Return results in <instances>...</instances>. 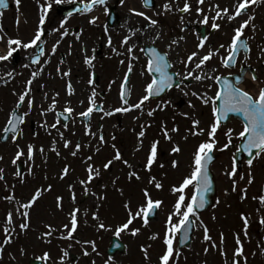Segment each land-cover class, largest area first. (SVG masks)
<instances>
[{
    "label": "snow or ice",
    "instance_id": "obj_1",
    "mask_svg": "<svg viewBox=\"0 0 264 264\" xmlns=\"http://www.w3.org/2000/svg\"><path fill=\"white\" fill-rule=\"evenodd\" d=\"M14 3L16 11L20 12L22 0H14ZM66 3H77V0H37L38 14L36 28L32 37L27 41H24L20 36H8L3 29L2 20H0V44L4 45V48L0 49V68L6 69L0 73V83L7 85L15 80L17 73L14 68L8 69L7 64L12 62L14 54L18 53L20 49L25 51L29 49L34 50L32 53H29L30 62L25 63L23 67L31 69L32 66H38L35 70L31 71L30 78L26 81L25 87L22 90L17 91L15 88L12 89V94L16 96V101L7 115L4 127L0 130V139L11 142L15 146L11 164L15 168L13 175L16 182L19 184L26 183L25 175L21 171V165L25 163L28 164V175L32 177L36 176L37 157L44 164H47L48 153L51 152L55 153L57 157H63L66 160L67 156H63L60 145H62L64 150H67L68 156L80 159L85 171L83 178H77L74 182L71 179L68 181L67 188L72 205L70 209H65L63 195L56 194L54 197L56 210L64 214L67 222L62 223L59 228L46 223L44 226L46 230L40 233L38 239L51 244L52 238H57L69 242L67 249L79 245L83 256L87 257L92 253L100 255L96 242L94 240L81 239L80 235L84 227H92L97 232L112 230L111 226L101 219L99 213L103 203L107 200L109 183L113 189L123 195V188L118 185L120 177L111 174L116 162H121L129 169L126 174L129 182H143L145 176L141 174L142 170L148 174V185L153 186L157 190H163L164 183L162 179L158 178L156 169L164 170L166 167H170L172 170H178L181 167V156L184 152V147L176 139V136H179L180 140L184 141L185 144L190 141V137H204V139L195 145L194 151L191 153V162L188 164L189 173L183 177L181 182L173 184L170 188V192L175 196V202L166 218V231L163 237L165 250L158 257L159 264H178V259L181 255L178 246L179 244L188 243L193 230L197 226L203 228V241L206 245L204 248L205 254L210 250H216L223 257L224 264H248V255L245 253V246L241 241L240 235L238 233L235 235L236 247L234 248L231 260H229L224 247V233H220L219 244H217L210 235V229L201 219V216L202 210L208 206V195L213 191V177L210 174V166L213 164L215 159L214 153L216 151L223 153L235 147V152L231 156V164L223 172V175L230 181V191L229 189H225L224 194L228 196L231 193H238L241 200L248 198L249 188L255 181L253 172L254 161L264 160V81L256 73L250 74L251 80L258 86L255 93H253L242 86L246 79V74L234 76L231 72H229L228 76L217 74L219 71L218 66H210V62L216 58L225 69H233L239 62L242 52L245 54L244 62H247L252 51L249 41L255 40L256 32V25L253 23L256 17L252 9L253 6L264 4V0H232L231 5L226 7H221L218 0L215 3L211 2V0H196L197 6L195 8H193L190 0H182V4L181 0H166L159 11L153 7V0H142L143 7L153 11L155 16L179 13L180 20L183 23L186 14L195 13L197 17L196 23L208 26L214 32L222 31L227 26L232 29L233 34L230 41L226 44L221 43L218 47H206L209 36L200 33L198 34L199 43L196 45L197 50L192 51L186 58H181L179 55L180 41L185 40V37L181 36L178 40H171L167 45L168 51L161 52L154 46L163 36L162 28L159 27V20L148 15L147 11L138 10L136 7L130 8L129 12L136 17H141L145 23L141 27L129 28L130 34L122 38L119 48L114 45L112 36H107L108 48L111 49L112 54L116 57L123 56L124 59H120L119 64L126 65V71L122 77L118 93L120 106L106 110L102 104L97 103L99 94L93 87L90 95L87 97L88 107L84 111L76 113L75 117L73 113L76 110L71 106V100L66 101L62 110H57L59 92L54 93L47 107H44L42 103H38L35 96L36 87L34 82L43 74L45 64L50 63L51 57L55 56L60 45L69 36H72L74 39L73 42L68 44L67 55H72L73 44L79 43L81 51L84 53V64L89 68L94 67L93 62L96 56L95 54L88 55V49L85 41L82 39L83 29L73 31L68 26L69 19L75 13L89 15L98 8H103L105 14L110 15V9L108 0H78L80 6L75 8V13L69 12L66 17L60 20L58 26L51 27L50 29L47 28L46 25L49 23L50 13L53 12L54 6ZM118 3L123 6L126 0H118ZM8 8L9 0H0V10ZM3 14V11H0V18L3 17ZM98 20L99 16L89 15L88 23L98 26ZM20 22V18L17 16L16 23L18 27ZM246 30L251 32L252 35L248 36ZM104 31L108 33L109 29L107 25L104 26ZM51 35H56L58 38L53 43L50 54H48L45 51V45L47 44L46 37ZM142 36H147L153 45L150 48V56L146 61V66L140 69V75L144 76L147 74L149 79L143 88L144 94L136 102H131L130 77L134 71V62L139 60V57L135 55V50L137 48L141 52L148 50L147 46L141 45ZM120 48H123L124 51H120ZM94 52L95 49H93ZM172 53L175 54L176 63L183 65L182 70L171 71L174 68L173 62L170 59V54ZM42 58H45L43 63ZM259 58L264 59V46H261ZM63 63H65V59L61 57L56 69L57 74L61 78L71 75V69L65 71L60 67ZM229 77L232 78L230 79ZM185 81H194L198 87L185 91L188 88ZM95 82L93 74L87 83L91 86ZM112 83H115V81ZM173 86L183 92L184 96L190 95L200 101L202 105L210 106L213 116V121L210 125L206 128L201 127V120L196 118L195 111L192 113L183 112L181 115L185 119H191V126L184 133H181L178 124L169 127L167 122L162 120L160 122L159 134L157 138L150 142L142 165H134L133 162L125 158L116 143H111L110 145L113 149L111 158L97 165L96 157L104 150L105 146H108L109 141L104 135L103 125L98 126L97 131H93L92 119L94 113H102L100 116L101 120L116 114L126 115L129 113H137L132 117L134 120H140L145 115L152 118L148 122L139 124V131L136 132V146L133 153L135 155V153L144 150L147 132L153 126L152 121L155 119L156 113L164 112L172 105V100L164 99L162 94L166 91H171ZM44 87L45 85H40L41 89ZM213 87L216 90L210 95L209 91ZM110 88L111 84L109 85ZM201 88L204 90L201 91ZM67 95H75V88L71 82L67 84ZM43 99L49 100L47 92H44ZM156 99L159 102L152 107L151 102ZM79 103L83 105L84 101L81 100ZM25 104L27 108L22 111ZM188 107L195 110L196 104L189 100ZM34 109L38 110L39 115L43 118L39 126L51 137L47 151L44 145L38 146L34 143H22L25 136L24 126ZM49 113H54V122L51 124H49L47 119ZM232 113L239 114L243 118L242 130L235 137L233 135L234 129L227 128L225 123L229 121V115ZM76 117L83 118L81 122L84 123V136L73 141L65 135L66 131H70L69 123H62V120L75 122ZM53 131H55V135H53ZM72 135H75V132H72ZM220 136L225 137L226 142L221 147H218ZM234 138L239 139L241 143L234 145ZM116 139L115 135L111 136L112 141ZM162 140L171 145L170 154L172 159L166 162H162L160 158L159 147ZM239 152L247 154V173H244L239 168L238 157L236 155ZM3 160L4 157L0 155V161ZM71 171H74V169H71V165L65 164L58 174V180L64 181L66 178H70ZM106 174L109 183H103ZM167 175L168 173L165 171L164 178H167ZM6 176L5 167H0V182H3L4 187L8 190L3 198L12 205V208L6 213V220L3 222L2 231L4 239L0 242V261L4 259L6 247L12 245L22 233L27 234L32 229L31 215L34 206H37L38 201L54 190V185L49 183L35 188L33 194L27 200L17 199L14 193L16 184H10ZM44 179H48L47 175H45ZM241 182L244 183L241 184ZM77 185L80 186L79 190L84 198L93 200L94 207H82L83 201L78 198ZM98 187L103 188L104 191H95ZM188 190H191L190 196L188 195ZM142 193L144 202L138 204L135 209L132 207L131 199L123 204L127 216L125 222L115 228L114 234L117 237L126 232L132 237L139 235L141 227H134V222L140 220L143 227H149V218L156 215L157 210L164 205L162 199L153 198L149 187H143ZM251 199L257 203L255 211L260 214L259 223L264 225V195L258 192ZM215 203L218 205L219 200H216ZM89 215H91V221L94 222L92 224L89 222ZM17 219L19 220L18 224ZM213 219H215V216H213ZM241 220L243 221L244 236L248 238L251 215L242 213ZM17 228L19 231H17ZM149 239H159V233H153L149 236ZM115 246L117 248L121 247L120 244H116ZM150 247L151 245L141 246L144 258L149 261V264L151 261L149 255ZM89 248L91 251H89ZM67 249H61L58 261L53 259L49 250H45L42 254L34 255L32 264H66L69 258V251ZM260 249L261 254L264 255V242H261ZM19 251L21 256L27 255L25 248L21 247ZM252 255L255 256V253L253 252ZM11 259L16 260V256L13 255ZM111 259L109 257L106 264H110ZM91 264H96L95 259L91 261Z\"/></svg>",
    "mask_w": 264,
    "mask_h": 264
},
{
    "label": "rangeland",
    "instance_id": "obj_2",
    "mask_svg": "<svg viewBox=\"0 0 264 264\" xmlns=\"http://www.w3.org/2000/svg\"><path fill=\"white\" fill-rule=\"evenodd\" d=\"M78 1V0H77ZM130 1L134 0H126V6H129ZM232 0H223L222 3L226 6L231 5ZM129 4V5H127ZM103 10V9H102ZM252 11L255 14V21L253 22L256 25L255 32V40H250L249 43L251 45L252 51L250 54V58L247 62H244V57L241 55L239 62L236 64L233 70L225 69L222 65L219 64V61L214 58L210 62L211 65H216L219 68L217 74L229 75V72L232 74L238 73L239 68L244 63L245 66H250L255 73L260 77L262 81H264V59H260V49L261 46H264V4L259 6H253ZM3 17L0 18L2 20L3 29L7 33L8 36L17 37L20 36L24 41L29 40L36 28V20L38 14V4L37 0H22L20 5V12L16 11L14 0H9V8L3 12ZM127 13L130 14L129 9ZM89 15H97L98 11L94 10L92 14ZM89 15H80L75 18L69 19V25H78L80 29H83V37L82 39L85 41V45L88 49V55H93L97 51L99 44L105 45L106 37L105 33L102 32L103 26L101 25L97 28L101 22L97 21L98 26H93L88 23ZM148 15H151L150 13ZM19 16L20 24L19 27L16 23V18ZM55 12L50 13V19L47 28L58 26L59 21H54ZM154 19H158L160 22L159 27L162 30H170L172 27L175 29L176 39H180L181 36L185 37V40L180 41V45L182 47V57L184 58L187 53H191L192 51H196L197 48L195 44L197 39L194 40L191 35L187 37L189 34L185 32V34L181 31V27L184 22L176 21L174 18H164L162 17H153ZM61 20V19H60ZM161 20V21H160ZM27 21V22H25ZM145 23V22H143ZM142 23V24H143ZM235 23V22H234ZM127 23L124 22L114 33V31H109L108 34L112 36L115 34L113 42L116 39L122 38L126 35L125 25ZM226 33V34H225ZM118 34V35H117ZM232 29L230 27L225 26L222 31H215L212 35V38L206 43V47H218L221 43H228L232 36ZM246 34L251 36L252 33L246 30ZM147 37V36H146ZM47 44L45 45L46 53L50 54L51 47L55 40L58 38L56 35L47 36ZM148 38V37H147ZM74 38L70 36L65 38L64 42L58 48L55 56L51 57L50 63L45 64V71L41 74L37 81L34 82L36 87V100L38 103H42L44 107H47L51 102V97L54 93L59 92V97H57L59 104L57 105V110L60 111L66 104V101L71 100V106L76 110L73 113V116H76V113L84 111L88 107L87 97L91 93V89L94 85H88L87 81L91 78L90 75L92 72L97 73L100 78V85L98 87H94L99 93L100 91H104L105 95L103 98H97V103L102 104L106 110L112 109L114 107L120 106V101L118 99L119 86L118 81L120 76L125 72L126 65L120 67L119 61L120 59H124L123 56L118 57V60H113L114 64L111 69H106L104 61L103 67L101 63L94 60V67L89 68L84 64V53L81 51V45L79 43L73 44V54L67 55L68 52V44L73 42ZM166 41V39H165ZM167 42V41H166ZM118 43V41H116ZM160 43V40H158ZM169 44V42H167ZM4 45L0 44V49H3ZM49 51H47V49ZM93 49L95 52L93 53ZM34 50L29 49L27 51L20 49L19 56L20 62L16 66H12L11 63L7 64V68H14L17 73L15 80L11 81L9 84L4 85L0 83V130L4 127L6 123L7 115L10 109L14 106L16 101V96L12 94V89L15 88L17 91L22 90L25 87L26 81L30 78L31 71L35 70L38 66H32V68H25L23 65L25 63L30 62L29 53H32ZM120 51H124L121 49ZM180 51V49H179ZM61 55L65 57V63L60 65V67L67 71L71 69V75L68 77L61 78L60 75L57 74V65L61 58ZM135 55L139 57V60L134 62V71L131 75L130 79V88L132 90L131 102H136L140 96H142L143 88L146 86L147 77L140 75L141 65H144L141 61V53L135 51ZM226 55V53H225ZM45 58H42V63ZM7 63V62H5ZM118 63V64H116ZM242 63V64H241ZM176 70H182L183 66H178L175 62ZM6 69L0 68V73L5 71ZM249 78V76L247 75ZM115 81V83H112ZM71 82L72 86L75 88V95L68 96L67 95V84ZM43 84L45 87L43 89L40 88V85ZM111 84V88L109 89V85ZM246 90H249L253 93L257 90V85L255 82H250L246 80L242 85ZM193 87H198L196 82L189 81L188 88L185 91H190ZM201 91L204 89L201 88ZM216 90L213 87L209 94L211 95ZM44 92H47L49 95V100H44L43 95ZM164 99H171L172 105L168 107V109L164 112H157L155 119L152 121L153 126L148 129L147 137L145 139L144 150L142 152L134 153V148L136 146V132L139 131V124L143 122H148L152 120V118L147 117L146 115L141 117L140 120H134L132 117L137 113H129L126 115L118 114L116 117H105L103 120L100 119L102 113H94L92 119V128L93 131L98 130V126L103 125V132L106 139L109 141L108 146L104 147V150L96 157L97 165H100L102 162H106L107 159L111 158L113 155V149L110 147L111 143H116L117 147L120 148L122 154L125 158L129 159L133 162L134 165H142L145 156L147 154V149L150 142L157 138L159 134L160 122L166 121L168 126L171 127L174 124H178L181 130V133H184L187 128L191 126V119H185L181 113L189 112L192 113L195 111L196 118L201 120V127H207L213 121V116L211 112L210 106H205L200 103L195 97L192 96H184L183 92L179 89H174L171 91ZM181 99L184 103L182 107L176 106V103ZM83 100L84 104H80L79 101ZM191 100L196 104L195 110L188 107V101ZM157 102H151V106L154 107ZM27 105L25 104L24 109L26 110ZM175 117V119H173ZM77 118V117H76ZM119 118L120 124H117V119ZM42 117L39 115L38 110L34 109L32 114L27 118V123L25 124V136L22 143H34L36 145H44L47 151L49 143L51 141V137L47 135L43 128H41L40 122L42 121ZM49 124L54 122V113H49L48 117ZM32 121L35 125V133L34 136H31L29 130V122ZM227 128L234 129V137L240 131V125L237 122H231L226 125ZM70 131H66L65 135L69 139L76 141L77 139L84 136V124L82 122H78L75 119V122L69 123ZM135 129V131H133ZM72 132H75V135H72ZM55 131H53V135H55ZM115 135L117 139L115 141L111 140V136ZM175 135V134H174ZM219 135V133H218ZM85 139H87L85 137ZM176 139L181 143L184 147V152L181 156V167L178 170H172L170 167H166V169H156V174L159 179L163 180L164 188L163 190H157L153 186L147 184V176L146 172L141 170V174L145 176V180L143 182L133 181L129 182L127 180V172L129 169L124 166L121 162H116L115 166L112 169L113 176H119L120 180L118 181V185L123 188V195L120 192L113 189L111 184L107 179V174L105 175V179L103 183H109V187L107 189V200L103 203V206L100 208V217L101 219L108 225L111 226L110 231H100L97 232L92 227H84L82 234L80 235L81 239L85 240H94L97 244V250L100 255L96 253H92L90 256H83L82 250L79 245H75L71 249H67L68 241H62L57 238H52V243L47 244L44 241L38 239V236L42 231H45V224L50 223L54 227H60L62 223H66L67 220L63 213H60L55 208L54 197L56 194H61L64 197V207L66 210L72 207L69 199V191L67 188V184L69 179L73 182L77 178H83L85 176L84 166L81 163L79 158H72L68 156L67 150H64L62 145L61 151L63 156H67L65 160L63 157H57L55 153H48V161L47 164H44L42 160L37 157L36 158V176H29L27 173L28 164L25 163L24 175L26 179V183L19 184L16 182V179L13 175L15 168L11 164V159L13 157L15 146L11 142H6L5 144L0 143V155L4 157L3 161H0V167H5L6 169V178L10 184L15 183L16 187L14 190L15 196L17 199L27 200L33 194L35 188L41 185H47L49 183L54 185V190L51 193H48L46 197L42 200L38 201V205L34 206L32 215H31V224L32 229L27 234H21L16 241L7 246L4 252V259L0 261V264H28V260L33 258L34 255L42 254L43 251L49 250L54 260L58 261L59 256L61 255V249H67L73 255L78 257V263L76 264H91V261L95 259L96 264H106L108 261V257L106 256V249L110 245V237H117L115 233V228L118 227L121 223L125 222L127 212L123 207V204L131 199L132 207L135 209L138 204L144 202V197L142 193L143 187H149L151 195L154 199H162L164 201V205L157 210L156 219L154 221H149V227L145 228L142 226V221L137 220L134 222V227H141V233L136 237H132L128 232L122 233L119 237V241L123 243L125 246L124 254L117 253L112 257L110 264H149V261L144 258V253L141 250V246H149V255L151 257L150 264H159L158 257L165 250V245L163 243V237L166 231V218L168 213L172 210V205L175 202V196L170 192V188L173 184H178L182 181L183 177L187 175L190 171L188 168V164L191 162V153L194 151L195 145L204 137L192 138L190 137V141L185 144L184 141L180 140L179 136H176ZM237 140L234 138L233 144L236 145ZM226 142V138L220 136L218 147H221ZM171 145L163 141L159 147L160 158L162 162H166L172 159L170 154ZM87 151V150H86ZM235 151V147L226 150L221 153L216 151L214 154L217 155V160L211 166V171L214 175V181L216 185V196L213 200V204L211 208L202 214L201 219L204 221L206 225H208L210 229V235L219 244L220 233L223 232L225 236V249L228 254L229 260H231L235 244V235L238 233L240 235L241 241L245 246V253L248 255V264H264V255L261 254L260 244L264 242V225L259 223V215L255 208L257 207V203L251 199V197L260 193L264 195V160L254 161L253 164V172L255 175V181L253 185L249 188L248 198L245 200H241L239 198L238 193H231L228 196H225V189H229L230 191V181L223 175V172L226 168H228L231 164V156ZM23 159V158H22ZM65 164H70L71 169L74 171L70 172V178H66L64 181L58 180V174L61 168ZM241 170L244 173H247L248 166L245 162H242ZM167 171V178H164V172ZM47 175L48 179L45 180L44 177ZM244 182H241L243 184ZM260 187L263 188V192L260 191ZM80 186L77 185V195L78 198L82 199L83 195L80 192ZM8 190L4 187L3 182H0V242L4 239V234L2 231L3 222L6 220V213L12 208V205L9 204L3 197ZM95 191L103 192V188H96ZM188 195H191V190H188ZM216 200H219V204L215 203ZM93 206V200L85 198L83 200L82 207ZM250 214L251 215V223L249 226V237L246 238L243 233V221L241 220V214ZM215 216V219H213ZM175 219V218H174ZM90 224L94 223L91 221V215H89ZM19 220L17 219V224ZM212 224V226H211ZM130 226V227H133ZM17 231L19 229L17 228ZM153 233H159V239L150 240L149 236ZM203 228L197 226L193 232L192 241L189 247L183 249L181 251V255L178 259V264H224V259L220 255V253L216 250H210L207 254L204 253L205 243L203 241L202 234ZM23 247L27 251V255H20V248ZM89 251L91 249L89 248ZM255 253V256L252 253ZM16 256V260H12V256ZM70 260L66 261V264H69ZM72 264V263H70Z\"/></svg>",
    "mask_w": 264,
    "mask_h": 264
},
{
    "label": "flooded vegetation",
    "instance_id": "obj_3",
    "mask_svg": "<svg viewBox=\"0 0 264 264\" xmlns=\"http://www.w3.org/2000/svg\"><path fill=\"white\" fill-rule=\"evenodd\" d=\"M223 0H218V2L220 3L221 7H226V5H224L222 3ZM166 2V0H153V7L159 11L162 7V5ZM190 2L192 3L193 5V8H195L197 5H196V0H190ZM211 2L215 3L217 2V0H211ZM78 3V1H77ZM72 3H66L64 5H70ZM79 4V3H78ZM181 4H182V0H181ZM129 5V4H127ZM229 6V5H228ZM132 7H136L138 10H142V11H147V13L151 14L150 16H153V11L149 10V9H146L143 7L142 5V0H134L130 3L129 6H126V3L121 6L119 3H118V0H111V3L109 4V9H113V13L115 14V17L113 18V20H116L117 21V24H115L111 29L110 31H114L116 32L118 30V28L124 23L126 22L127 23V32L128 34L129 33V28H133V24L136 25L135 27H141L142 23H143V19L141 17H136L132 14H128L127 13V10L132 8ZM98 11V16H99V20L98 21H101V19L104 17V19L107 18V15L105 14V12L102 10V8H98L96 9ZM54 11H56V9L54 8ZM79 15V14H77ZM77 15H73L71 18H74V16L77 17ZM162 17V19L164 18H174L176 21H179L181 22L180 20V14L179 13H175V14H162L160 15ZM159 16V17H160ZM66 17V16H65ZM64 18V17H62ZM61 18V19H62ZM70 18V19H71ZM196 15L195 13H192V14H186L185 17H184V26H183V29L184 31L188 32L189 34L187 35L191 37L192 36H195V38H193L194 40H196V37H198V34L200 33H203L204 35H208L210 36V32L208 31L209 27L208 26H203L201 24H198L196 23ZM161 21V20H160ZM189 21H191V23H189ZM139 25V26H138ZM73 31H78L79 29L76 27V25H68ZM163 31V36L162 38L160 39V43H158V41L156 42V46L158 48V50H160L161 52H165V51H168V48H167V45L168 43L167 42H171V40L173 39H176V36L174 35L175 34V29L174 27H172L170 30H162ZM71 37V36H70ZM72 38V37H71ZM135 39V38H133ZM166 39V41H165ZM179 39V38H178ZM177 39V40H178ZM141 45L142 46H147V49L148 48H151L153 45L151 43V40L149 38H147L146 36H142L141 37ZM98 49H102V45L99 44V47ZM181 53H182V47L180 45V51H179V55L181 57ZM104 55L101 54L100 52V55H98V60L101 61L104 59ZM170 59L172 60L173 62V65H174V68L171 69V71H177L176 70V67H175V62H176V57H175V54L172 53L170 54ZM107 62L110 63L111 62V58H107ZM178 66H183L182 64H177V67ZM237 122L235 120H231L229 123L231 122ZM239 123V122H237ZM240 125V131L242 130V125L239 123ZM238 142V140H237ZM236 142V143H237Z\"/></svg>",
    "mask_w": 264,
    "mask_h": 264
},
{
    "label": "water",
    "instance_id": "obj_4",
    "mask_svg": "<svg viewBox=\"0 0 264 264\" xmlns=\"http://www.w3.org/2000/svg\"><path fill=\"white\" fill-rule=\"evenodd\" d=\"M14 61H15V59H14ZM230 116H233V117H235V118H238V119H240L241 121H242V117L239 115V114H235V113H232V114H230L229 115V117ZM66 122V121H65ZM1 142H5L3 139H1ZM237 155V157H238V164H239V162L241 161V159H242V157H245L246 159L248 158L247 157V154L246 153H244V152H239V153H237L236 154ZM211 174V173H210ZM213 193H214V185H213V191L211 192V193H209V195H208V206H209V204H210V197L213 195ZM207 206V207H208ZM206 207V208H207ZM205 208V209H206ZM204 209V210H205ZM204 210H202V211H204ZM154 216H151L150 218H153ZM191 237V236H190ZM189 243H190V239L188 240V243L187 244H179V248H182V247H186V246H188L189 245ZM116 244H118V242L116 241V240H112V247L111 248H109V250H108V254L111 256V255H113L116 251H120V252H122L123 251V248L122 247H119V248H117L115 245ZM30 264H32V262L30 263Z\"/></svg>",
    "mask_w": 264,
    "mask_h": 264
}]
</instances>
